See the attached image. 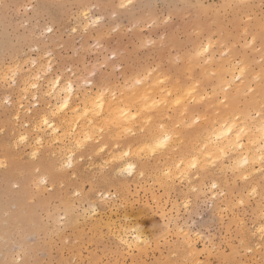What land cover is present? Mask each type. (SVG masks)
<instances>
[{"label":"clouds","instance_id":"1","mask_svg":"<svg viewBox=\"0 0 264 264\" xmlns=\"http://www.w3.org/2000/svg\"><path fill=\"white\" fill-rule=\"evenodd\" d=\"M0 264H264V0H0Z\"/></svg>","mask_w":264,"mask_h":264}]
</instances>
